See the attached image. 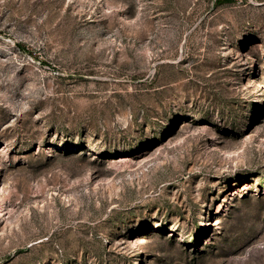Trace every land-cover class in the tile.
<instances>
[{
	"label": "rangeland",
	"instance_id": "1",
	"mask_svg": "<svg viewBox=\"0 0 264 264\" xmlns=\"http://www.w3.org/2000/svg\"><path fill=\"white\" fill-rule=\"evenodd\" d=\"M0 264H264V0H0Z\"/></svg>",
	"mask_w": 264,
	"mask_h": 264
},
{
	"label": "trees",
	"instance_id": "2",
	"mask_svg": "<svg viewBox=\"0 0 264 264\" xmlns=\"http://www.w3.org/2000/svg\"><path fill=\"white\" fill-rule=\"evenodd\" d=\"M234 0H220V2H233Z\"/></svg>",
	"mask_w": 264,
	"mask_h": 264
}]
</instances>
